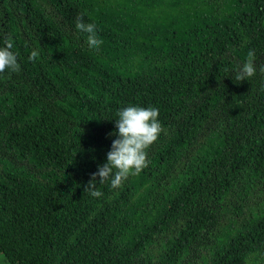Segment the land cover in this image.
<instances>
[{"label":"trees","instance_id":"obj_1","mask_svg":"<svg viewBox=\"0 0 264 264\" xmlns=\"http://www.w3.org/2000/svg\"><path fill=\"white\" fill-rule=\"evenodd\" d=\"M8 41V264H264V0H0ZM249 50L257 71L238 82ZM126 105L156 107L162 131L139 174L93 198L84 188Z\"/></svg>","mask_w":264,"mask_h":264},{"label":"clouds","instance_id":"obj_2","mask_svg":"<svg viewBox=\"0 0 264 264\" xmlns=\"http://www.w3.org/2000/svg\"><path fill=\"white\" fill-rule=\"evenodd\" d=\"M75 28L86 38L90 50L99 49L103 41L94 23H85V17L82 15L77 19ZM12 48L10 41L0 45V73L5 69L16 71L18 68L17 57ZM36 56L37 52L32 51L29 59ZM247 57L245 62L231 72V76L238 82L246 81L257 71L253 50L247 52ZM157 117L158 109L153 106L126 105L116 111L115 119H111L115 130L109 133L115 138L111 141L105 161L97 166V171L92 174L84 191L93 198H99L103 193L98 189V184L107 181L111 188H119L129 175L139 174L147 166L146 150L162 131Z\"/></svg>","mask_w":264,"mask_h":264},{"label":"rangeland","instance_id":"obj_3","mask_svg":"<svg viewBox=\"0 0 264 264\" xmlns=\"http://www.w3.org/2000/svg\"><path fill=\"white\" fill-rule=\"evenodd\" d=\"M0 264H8L2 255H0Z\"/></svg>","mask_w":264,"mask_h":264}]
</instances>
